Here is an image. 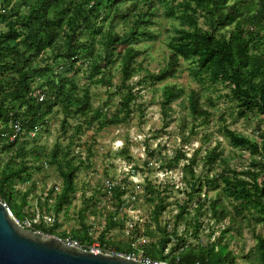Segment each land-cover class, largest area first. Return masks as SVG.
Masks as SVG:
<instances>
[{"label":"trees","instance_id":"obj_1","mask_svg":"<svg viewBox=\"0 0 264 264\" xmlns=\"http://www.w3.org/2000/svg\"><path fill=\"white\" fill-rule=\"evenodd\" d=\"M161 16L177 22L167 33L165 63L154 72L138 57L145 52L141 43L158 38ZM182 61L190 64L192 73L201 74L204 90L219 82L230 87L237 117L264 116V0H0V198L14 216L21 221L33 220V215L24 212L27 192L20 202L18 186L31 183L33 173L48 163L55 165L62 183L60 189L56 185L49 189L44 203L50 205L55 198L47 209L57 215L70 207L78 191L76 174L83 164L77 163L72 145L85 126L125 122L136 107L142 108L143 103L135 104L139 97L135 87L148 78L153 90L160 93L165 118L172 116V104L181 100L196 127L207 125L215 108L213 98L206 99L202 89L167 81L178 74ZM83 68L87 82L81 85L77 76ZM143 70L146 74L134 83L133 78ZM115 74L121 77L119 84L114 83ZM163 81L162 86H155ZM94 85L109 87L106 102L96 108L92 104ZM116 96L120 97L119 103L108 115L110 109L104 111V107ZM57 113L63 115L62 133L48 150L39 143V136ZM73 119H78L77 123L73 124ZM225 132L232 146L249 150L250 167L244 171L234 169L218 146L206 151L203 159L208 171L203 174L194 171L199 149L189 159L186 171L194 179L188 181L189 198H198L197 214L189 223L194 241L179 235L177 225L169 230L158 219L168 201L156 198L160 187L156 190L151 181L146 182L145 190L155 202L158 240L136 244V239L108 237L106 232L112 227L125 225V215L123 219L117 215L127 203V179L124 185L112 186L117 209L106 215V227L98 237H94L89 224V214H96L94 196L86 199L78 211L79 228L67 233L58 230L56 219L52 224L41 219L32 229L77 239L85 248L99 241L102 251L135 253L169 264H239L231 248L232 241L238 240L233 230L241 232L242 219L249 220L251 215L256 243L244 258L249 264H264V234L256 231L258 224H264V128L256 130L255 137L227 126ZM67 135L68 143L64 145L60 139ZM182 154L178 152L174 160ZM215 164L223 166L222 171L215 172ZM217 187L221 190L215 197L206 191ZM31 190L30 186L28 192ZM188 204L180 207L185 210ZM206 213L216 225H223L227 219L229 222L218 237L202 241L204 223L200 216ZM181 214L176 220L182 218ZM152 226L150 223L144 230L137 228L139 237H152Z\"/></svg>","mask_w":264,"mask_h":264},{"label":"rangeland","instance_id":"obj_2","mask_svg":"<svg viewBox=\"0 0 264 264\" xmlns=\"http://www.w3.org/2000/svg\"><path fill=\"white\" fill-rule=\"evenodd\" d=\"M160 22L157 26L158 38L141 43L145 52L138 57V61H142L154 72L159 71L165 63V57L168 56L167 33L172 30L173 24L177 21L161 16ZM201 22H204L203 17H201ZM145 74V70L141 71L132 81L137 82ZM201 77V74L190 71L188 62L182 61L181 70L175 77L169 78L167 81H177L187 86L188 89L204 90L206 85L202 83ZM149 79L135 87V90L139 91V97L135 104L139 106L143 103L142 108L136 107L125 122L101 127L100 123L96 122L85 126L83 132L72 145V154L76 155L77 163L82 161L83 164L76 174L78 191L74 194L70 207H64L58 215L53 210L48 211L47 207L49 208L55 203V198L50 200V205H46L44 203L45 197L49 189L55 185L60 189L62 183V178L55 165L48 163V165L43 166L41 171L33 173L31 183H20L18 186L20 202L24 193L27 192L25 213L33 215V218L38 215L43 216V220L45 219L49 224L54 223L56 219L58 230L68 233L73 228L80 227L77 217L78 211L84 207L86 199L94 196L95 206L93 209L96 210V214H89V224L94 237H98L99 233L106 227V215L109 211L117 209V200H114L111 191L112 186L119 183L124 185L127 179L128 184H130L129 192L125 194L127 203L117 215L118 219H123L125 215V225L124 227L119 225L112 227L106 232L108 237L117 240L136 239V244L153 243L159 237L157 224L160 220L163 225L168 226L169 230H175V225H177L179 235L182 234L183 237L187 236L189 241H194L195 238L191 234L192 228L189 223L197 214L198 198L195 197L193 200L189 198L191 186L188 181L193 182L194 180L193 176L186 171L189 159L194 157V153L199 149L196 156L198 164L194 167V171L197 175L203 174L208 171V167L204 166L203 159L206 151L218 146L231 167L239 171L249 169L251 160L249 150L232 146L225 132V127L255 137L257 135L256 130L260 127L264 128V116H251L248 119L237 117L236 101L230 94V87L219 82L203 91L206 99L211 96L215 102V108L212 110V116L207 125L196 127L193 119L187 114L185 106L180 103L181 100L172 104L174 112L172 116L165 118L160 106V93L153 90V83ZM77 80L81 85L87 82L85 68L79 73ZM113 80L114 83L119 84L121 82L120 75L115 74ZM165 82L155 83V86H162ZM108 89L109 87L104 85L91 87L92 104L95 108L106 102ZM119 98V96L114 97L113 101L104 107V111L107 108L110 109L106 111L108 115L117 107ZM62 119V113L55 114L49 120L48 129L42 128L40 132L39 143L48 150L54 147L62 133ZM77 120L71 121L75 124ZM207 137L208 140H206ZM60 141L66 145L68 135L62 137ZM178 152L183 154L176 161L174 158ZM214 166H216L215 172L217 173L223 169V166L216 164ZM147 181H151L156 190H158L159 185L160 195L155 193L157 199L165 197L168 201L167 208L159 216V220L153 217L155 202L149 199L148 196L151 194L146 193ZM30 186L32 190L28 192ZM220 190L221 187H217L207 188L206 191L211 197H215ZM229 201V198H226V202L229 203ZM188 202L186 209L182 210L180 205ZM179 213H182V218L178 221L176 217ZM207 215L206 213L200 216L204 223L200 230L202 241H207L209 237L210 239L218 237L223 226L229 222L227 219L223 225H216L215 221H209ZM47 217L52 220L48 221ZM250 219L252 220L251 215ZM250 219H242L244 227L241 232L233 230L238 240L232 241L231 248L237 253L239 264H249L244 258V253L254 247L256 243L251 228L254 222ZM150 223L153 224L154 235L152 237H139L137 228L144 230L145 225ZM247 223H250V226ZM213 228L215 234L211 237V229L213 230ZM256 231L264 234V224H258ZM228 238L224 240L226 241ZM93 245L101 247L99 241L91 244V246ZM171 245L172 243L168 245L166 252L169 251Z\"/></svg>","mask_w":264,"mask_h":264},{"label":"water","instance_id":"obj_3","mask_svg":"<svg viewBox=\"0 0 264 264\" xmlns=\"http://www.w3.org/2000/svg\"><path fill=\"white\" fill-rule=\"evenodd\" d=\"M0 264H153L122 253L95 252L25 227L0 200Z\"/></svg>","mask_w":264,"mask_h":264},{"label":"built area","instance_id":"obj_4","mask_svg":"<svg viewBox=\"0 0 264 264\" xmlns=\"http://www.w3.org/2000/svg\"><path fill=\"white\" fill-rule=\"evenodd\" d=\"M16 127H17V129H19V126H18V124H16ZM15 137V135H13V137H12V139ZM0 200H2L1 198H0ZM3 201V200H2ZM4 202V205H6L7 207H9L8 206V204L5 202V201H3ZM48 218V221L49 220H52L50 217H47ZM20 223H22L25 227H28V228H32V226H33V224L34 223H39L40 221H41V219H43V216H37V217H34L33 218V220H28V219H24V220H19L18 218H16ZM44 222H46V223H49V222H47L45 219H44ZM52 224V223H51ZM66 242H68V243H70V244H74V245H78V246H82L81 244H80V242H79V240H77V239H74V238H71V237H66L65 239H64ZM89 249H92L93 251H95V252H100V251H102V249H101V247L99 246V245H93V246H91ZM107 252H109V253H114L115 254V252H112V251H107ZM126 255V254H125ZM127 256H129V257H134V258H137V259H141V260H143L144 262H146V263H153V264H169L167 261H157V260H153V259H151V258H149V257H145V256H142V255H137V254H135V253H132V254H129V255H127ZM177 264H179V263H177Z\"/></svg>","mask_w":264,"mask_h":264}]
</instances>
